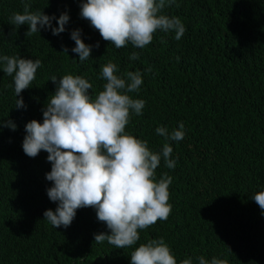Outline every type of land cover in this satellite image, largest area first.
Listing matches in <instances>:
<instances>
[{
  "label": "trees",
  "instance_id": "1",
  "mask_svg": "<svg viewBox=\"0 0 264 264\" xmlns=\"http://www.w3.org/2000/svg\"><path fill=\"white\" fill-rule=\"evenodd\" d=\"M25 2L48 16L67 13L65 31L53 35L41 28L28 35L26 24L13 25L12 14H23ZM81 2L0 0V55L42 62L18 97L13 76L0 65V264H130L136 247L161 238L177 264L187 257L198 264L199 256L264 264V211L252 198L264 190V0H176L162 14L184 25L179 40L174 31L157 30L146 47L128 43L119 49L80 16ZM51 23L58 26L56 19ZM76 29L93 46L83 62L72 52L70 34ZM133 52L138 59H129ZM109 61L122 78L139 71L143 81L138 92L128 93L145 106L141 115H131L126 132L160 152L166 141L156 128L171 133L184 125V138L168 141L175 168L161 158L156 169L157 179L172 177L171 214L140 230L137 243L124 249L95 241L96 234L110 230L92 207L78 209L70 226L54 228L43 216L58 204L47 196L48 153L32 158L22 148L25 125L43 122L55 93L49 78L82 76L95 97L106 83L101 71ZM21 97L26 107L17 108ZM7 121L15 130L4 126Z\"/></svg>",
  "mask_w": 264,
  "mask_h": 264
},
{
  "label": "clouds",
  "instance_id": "2",
  "mask_svg": "<svg viewBox=\"0 0 264 264\" xmlns=\"http://www.w3.org/2000/svg\"><path fill=\"white\" fill-rule=\"evenodd\" d=\"M174 3L176 0H82L80 16L117 49L128 43L144 48L157 30L174 31L176 40L183 36L186 29L180 19L162 14L166 5ZM30 8V2H25L23 14L13 13L11 23L16 27L26 24L28 35L39 33L41 28H50L53 35L65 31L67 13L56 18ZM53 19L57 27H52ZM70 38L75 42L72 52L79 60L90 58L93 46L83 42L81 31L73 30ZM63 52L67 53V48ZM129 59H138V53L133 52ZM41 63L39 59L0 55L3 72L13 76L16 97L29 88ZM116 72L117 65L111 61L102 66L101 76L106 83L95 97L89 94L91 83L82 76L65 74L59 80L50 77L56 84L55 93L43 110V122L33 119L25 125L22 148L32 158L41 150L48 153L51 171L46 179L52 186L47 196L58 204L55 211L46 210L43 216L54 228L70 226L78 209L92 207L97 219L110 230V234H96L95 241L106 240L124 249L137 243L140 230L167 220L171 214L172 177L164 173L157 179L156 169L161 158L168 169L175 168L168 141L182 140L184 125L181 122L179 129L171 133L165 127L156 128L166 141L160 152L150 150L146 140L126 132L131 115H141L145 106L143 100L128 93L138 92L143 81L139 71L127 72V80ZM15 107H26L22 97L16 99ZM4 126L16 128L11 121ZM252 198L264 211V190ZM196 260L198 264H229L226 259L208 261L203 256ZM130 264H177V260L161 238L136 247L130 254ZM179 264H193V259L184 258Z\"/></svg>",
  "mask_w": 264,
  "mask_h": 264
}]
</instances>
